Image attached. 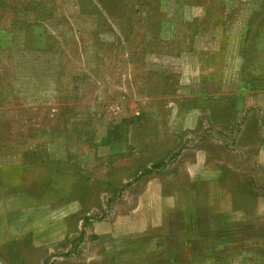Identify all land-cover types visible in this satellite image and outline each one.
<instances>
[{
  "label": "rangeland",
  "instance_id": "374dc122",
  "mask_svg": "<svg viewBox=\"0 0 264 264\" xmlns=\"http://www.w3.org/2000/svg\"><path fill=\"white\" fill-rule=\"evenodd\" d=\"M0 264H264V0H0Z\"/></svg>",
  "mask_w": 264,
  "mask_h": 264
}]
</instances>
